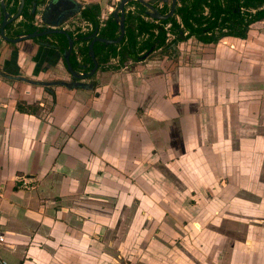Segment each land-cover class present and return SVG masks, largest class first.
Instances as JSON below:
<instances>
[{
    "label": "crops",
    "instance_id": "obj_1",
    "mask_svg": "<svg viewBox=\"0 0 264 264\" xmlns=\"http://www.w3.org/2000/svg\"><path fill=\"white\" fill-rule=\"evenodd\" d=\"M0 62L36 80L69 77L60 53L33 40L9 47L0 39ZM103 76L96 91L56 87L54 108L38 114L17 103L48 106L42 87L0 78V256L12 264H183L189 254L178 239L191 229L181 199L163 198H182L184 173L153 153L168 140L153 132L188 122L185 103L162 98L167 83L148 99L132 91L135 79L125 82L130 73ZM256 91L264 85L243 82L246 105Z\"/></svg>",
    "mask_w": 264,
    "mask_h": 264
},
{
    "label": "rangeland",
    "instance_id": "obj_2",
    "mask_svg": "<svg viewBox=\"0 0 264 264\" xmlns=\"http://www.w3.org/2000/svg\"><path fill=\"white\" fill-rule=\"evenodd\" d=\"M109 3L115 6L112 0ZM259 39L255 46L228 39L216 49L214 66L193 72L180 71L199 65L191 60L195 58L191 51L204 56L209 50L181 43L189 56L168 70L162 68L169 80L163 91L162 80L135 78L132 91L137 97L149 99L162 91L168 103H185L188 122L178 127L179 132H153L156 137L168 136L162 146L160 140L153 145V153L167 157L187 183L182 198L173 191L163 197L174 206L181 199L185 224L191 228L184 231V240L178 238L189 251L183 264H264V208L259 203L264 197V93L256 91L246 105L241 92L243 82L264 85V37ZM161 56L146 68L163 65L166 58ZM130 68L135 70V63ZM189 237H194L190 244L194 250L186 245Z\"/></svg>",
    "mask_w": 264,
    "mask_h": 264
},
{
    "label": "flooded vegetation",
    "instance_id": "obj_3",
    "mask_svg": "<svg viewBox=\"0 0 264 264\" xmlns=\"http://www.w3.org/2000/svg\"><path fill=\"white\" fill-rule=\"evenodd\" d=\"M26 1V0H25ZM50 0H43L42 2L35 3L32 8V13L35 15L34 20L32 21V24L37 27L36 30L31 32H25L23 27V22L25 20L23 16V11L21 14L14 18L13 20L9 21L11 18H13L16 13L19 10L21 0H18L17 3V10L15 12L10 11V8L15 5V1L12 0L9 2V0H0V39L5 41L9 47H14L17 43H20L24 40H33L39 45L52 48L57 50L64 62V65L67 69V72L69 74L68 79H51V80H36L32 78H28L25 76H22L18 69H11L10 67H6L4 65H1L0 62V78L4 80H8L10 82L12 81H18L22 82L34 87H42L50 96H51V102L48 103V106H46V103L39 102V103H27V102H21L18 101V103L21 104H27V105H33L37 106L38 110L37 113L41 112L42 109H47V112H51L54 108L57 100V94H56V87L58 86H64L68 89H86V90H92L96 91L100 80L104 74L106 73H115L119 71H126V73H130L132 75L131 80L126 79L125 82L129 81L131 82L133 79L137 78H146L148 79V82H155L157 80H162L165 83L169 84V80L165 75H163V69L164 66L167 67L166 70H168V67L173 66L174 63H178L179 61H183L184 58H187L189 55L185 52V50L182 49L181 43L185 44L188 42L196 43L198 45L205 46L204 49L209 50L208 54L202 56L200 52H197L198 55H194L192 52V57H195L194 59H191L194 61L195 64H199L195 67L185 68L183 67L180 71H193L197 68H207L212 67L215 64L216 59V49L218 47H222L227 45L226 42L228 39L230 41H240L244 43L245 45L251 44L255 46L254 43H257L260 41L259 37H264V18L257 20L253 22L248 30L247 37H238L233 35H225L219 38L216 41H205L201 38H199L197 35H192L190 37H186L187 31L181 33V35L184 37L181 40H177L175 43H172V46L165 48H155V46L151 47L150 49H146L139 53L137 57L134 56H125L124 58L122 56H110L109 60L107 62L102 61V57H104L105 53L107 52V49H105L102 53L97 54L96 52V45L97 43L105 44L106 46L109 45H119L118 50H123L121 47V44L123 40L128 35V27L129 25H134L135 27H138L139 21L142 19L151 23L160 24L162 20L169 19L173 16H177V19L179 23L184 27V24L182 22L181 16L176 13V9L178 5H181L180 0H177L175 12L172 16L168 18H156L152 15L153 10L150 8V6L155 7L162 15L169 14L171 7H172V1L173 0H129L125 3L124 9H120V4L123 0H112V3L115 4V6L111 5L109 3L110 0H77L82 3L83 7L74 16L68 19L66 23H64L61 28L65 29L71 40L73 41L72 44V50L70 53V64L72 65V56H74L75 59V66L73 67L74 71L77 72L78 75H81L82 77L75 76L70 70L69 65L67 63L66 54L70 47V39L68 35H65L68 39V45L66 49L61 48L60 41L57 37L58 34L62 33H50L43 36H35L28 39H22L19 41H14L15 39H19L20 37L27 36L29 34H33L36 32H42L44 30H48L49 27L41 20L44 8L46 7L47 3ZM3 5L6 7V12L10 13L4 33L8 38H11L13 40H7L5 37H3L1 33V27L3 25L6 12L3 9ZM26 5V2H25ZM98 5L100 7L99 13H94L95 19L98 21V25H95V22L92 20L91 17L85 18L82 15V11L86 8L93 7ZM168 5V11L164 12V6ZM106 6H108V11L105 10ZM144 6V9H143ZM25 8V6H24ZM35 8V10H34ZM264 4H261V6L251 8L253 12H257L259 9H263ZM245 7H242L241 10H245ZM24 10V9H23ZM140 10H143L144 12H140ZM205 14H208V11H206ZM122 16L124 19L125 24V32L123 37L114 43L106 42L104 40H96L94 42V55L91 53L90 46L93 40L98 37L102 39H108V40H117L122 32H121V22H122ZM130 16H132V21H129ZM80 20L81 23H78L76 19ZM114 20V22L117 24L118 30L116 31L117 36L114 38L106 37L104 34V30L107 29L109 26V21ZM128 19V23H127ZM171 26V23L165 25V29L168 30V42H172L176 36L172 32H170L169 28ZM22 33H21V32ZM155 33H158V28L153 29ZM218 34V32L216 33ZM256 37V39H255ZM149 38V32H143L142 34H138V39L141 42ZM229 45V44H228ZM123 46V45H122ZM161 54L163 55L165 59V65H154L158 67L153 68H146L147 66H153L150 65L149 62H157L158 59L162 58ZM160 57V58H158ZM123 58V59H122ZM124 60V61H123ZM135 63V70H133L131 65ZM97 64V69L94 71L95 65ZM124 75V73H122ZM163 75V76H162ZM100 76V77H99ZM154 78V79H153ZM56 81H62L61 84L53 82ZM171 81V80H170ZM78 83H84L88 85H92V87H80L76 86ZM54 92V94L52 93ZM98 93V92H97ZM157 96V94H155ZM162 98L163 94H162ZM17 103V107H18ZM19 110V109H18ZM3 231V230H2Z\"/></svg>",
    "mask_w": 264,
    "mask_h": 264
},
{
    "label": "trees",
    "instance_id": "obj_4",
    "mask_svg": "<svg viewBox=\"0 0 264 264\" xmlns=\"http://www.w3.org/2000/svg\"><path fill=\"white\" fill-rule=\"evenodd\" d=\"M10 1L12 0H9V2ZM14 1L15 5L10 8V11L12 12L17 10L18 5V0ZM42 1L43 0H26V5L23 10L25 20L22 21L26 33L36 30L37 27L32 24L35 17L32 13V8L35 3ZM180 2L181 5L177 6L176 13L181 16L184 27L179 23L176 15L169 19L162 20L161 23L163 25H157L142 19L139 21L138 27L129 25L128 35L121 44L123 50H118L119 45L106 46L105 44L97 43V54H100L107 49L104 57H102L103 62H107L111 55L117 56L120 54L123 58L125 56L137 57L140 52L150 49L153 46H155V48H168L172 46V43L184 38L181 33L186 31V37L197 35L205 41H216L225 35L245 38L247 37L250 25L257 20L264 18V8L259 9L257 12L251 10V8L264 4V0H180ZM242 7H245L246 9L242 11ZM99 11L100 7L96 5L84 9L82 15L85 18L91 17L95 22V25H98L94 13H99ZM163 11H168V5L164 6ZM206 11H208V14H205ZM140 12L144 11L140 10ZM130 20H133L132 16H130L129 21ZM169 23H171L169 28L170 32L176 36L172 42H168L169 31L165 29V25ZM155 28H158V33L153 31ZM117 30V24L111 19L109 21V26L104 30V34L106 37L114 38L117 36ZM143 32H149V38L140 43L138 34H142ZM217 32L218 34H216ZM57 37L60 41L61 48L66 49L68 45L67 37L64 34H58ZM71 60L72 65L76 67L74 56H72ZM55 83L61 84L62 81L53 82V84ZM52 93L54 94V92ZM18 109L24 113L36 114L38 107L18 103Z\"/></svg>",
    "mask_w": 264,
    "mask_h": 264
},
{
    "label": "water",
    "instance_id": "obj_5",
    "mask_svg": "<svg viewBox=\"0 0 264 264\" xmlns=\"http://www.w3.org/2000/svg\"><path fill=\"white\" fill-rule=\"evenodd\" d=\"M129 0H123L120 4V9H124V5L126 2H128ZM25 0H21V4H20V7H19V10L18 12L16 13V15L11 18L9 21L13 20L14 18L18 17L21 12L23 11L24 9V6H25ZM172 7H171V10L169 12V14L167 15H162L155 7L153 6H150V8L153 10L152 12V15L156 18H168L170 16H172L175 12V8H176V4H177V0H173L172 1ZM83 5L81 2L77 1V0H50L46 7L44 8V11H43V14H42V17H41V20L49 27L48 30H44L42 32H36V33H33V34H29L27 36H24V37H20L19 39H15L14 41H19V40H22V39H28V38H32V37H35V36H43V35H47V34H50V33H62V34H65V35H68L69 39H70V47L67 51V54H66V59H67V63L69 65V70L77 77H82L81 75H78L76 71H74L72 65L70 64V53H71V50H72V44H73V41L71 40L68 32L61 28V26L66 23L68 21L69 18H71L72 16H74L75 14H77L78 12H80V10L82 9ZM3 9L5 10L6 12V7L3 5ZM35 10V8H34ZM9 14L10 13H7L6 12V15H5V19H4V22H3V25L1 27V33L3 35V37H5L7 40H13L11 38H8L5 33H4V29H5V26L7 24V22H9L7 20V18L9 17ZM121 36L117 39V40H108V39H102V38H98L96 37L93 42L91 43V46H90V50H91V53L94 55V42L98 39V40H104L106 42H110V43H114V42H117L119 41L123 35H124V32H125V24H124V19H123V16H122V22H121ZM97 69V64L95 65V68H94V71ZM76 86H80V87H92V85H86L84 83H78Z\"/></svg>",
    "mask_w": 264,
    "mask_h": 264
},
{
    "label": "built area",
    "instance_id": "obj_6",
    "mask_svg": "<svg viewBox=\"0 0 264 264\" xmlns=\"http://www.w3.org/2000/svg\"><path fill=\"white\" fill-rule=\"evenodd\" d=\"M6 242V234L0 229V246ZM0 264H12L9 260L0 256Z\"/></svg>",
    "mask_w": 264,
    "mask_h": 264
}]
</instances>
